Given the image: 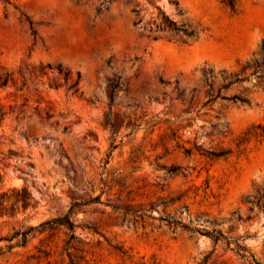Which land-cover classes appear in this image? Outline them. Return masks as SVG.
<instances>
[{
  "label": "rangeland",
  "instance_id": "rangeland-1",
  "mask_svg": "<svg viewBox=\"0 0 264 264\" xmlns=\"http://www.w3.org/2000/svg\"><path fill=\"white\" fill-rule=\"evenodd\" d=\"M263 41L264 0H0V264H264Z\"/></svg>",
  "mask_w": 264,
  "mask_h": 264
},
{
  "label": "trees",
  "instance_id": "trees-1",
  "mask_svg": "<svg viewBox=\"0 0 264 264\" xmlns=\"http://www.w3.org/2000/svg\"><path fill=\"white\" fill-rule=\"evenodd\" d=\"M169 2L174 4L175 6L178 5V0H169ZM222 2L226 6H228L230 9L233 10L236 7L237 0H222ZM155 7L161 13V24H160L161 26H159L160 29L168 28L172 31L181 32L188 37H196V30L194 28H190L186 24L178 25L173 19L168 17V15H166L158 5H155ZM131 11L133 12V14L135 16H137L139 13V9L136 6L132 7ZM140 21H141V19L135 20L133 24L137 25ZM29 24H30V34L33 37H35L36 36V30L32 27L31 21H29ZM261 49L264 52V41L262 42ZM30 50H31V48H30ZM45 68L52 69V67L49 64H46L45 66H39V72L44 73L43 71ZM55 68L57 70V73L62 76V79L64 80V84L66 85L67 89L71 90L73 93H76L78 91V84L81 80V73L79 71H76L74 76H73L69 70L63 69L60 65H58ZM244 68L245 67L243 66L241 69V72L244 71ZM238 80H239L238 78H235L233 80L230 79L228 81V84H231V83L238 81ZM7 81H8V76H6L1 81V85L6 84ZM115 88H116V85L112 86V92L115 90ZM111 97H113L112 93H111ZM111 100H112V98H111ZM196 149L198 151H200V153L207 154L210 156H221L222 155V153H215L212 150H202L200 147H196ZM184 150L187 153H189L191 151V149H189V148H185ZM256 194L258 195L257 201L259 202V200L264 196V188L262 190L257 189ZM246 199H249V196H247ZM98 200H99V196H95L90 201H98ZM169 202L173 203L174 201H172V199H171ZM159 203H165V205H167L168 201L165 202V201L161 200ZM153 206L154 205H152L150 208H152ZM74 210H75V208L73 206L68 211V213L63 217H56V218H53L50 220H46L37 226H30L26 230L19 232V234L22 237L21 244H24L27 241L28 233H30V231L36 229L38 226L51 228L52 226H55V225H64L67 228V230L70 232V237H72L75 225L71 219V214L74 213ZM126 214L134 215V216L138 215V216H142V217L143 216H149V214H147V213L137 214L136 211L128 208L127 206H126ZM166 217L164 219L167 220V224L171 230H174L177 227H182V228L187 229L191 232H194L196 230L195 228L191 227L190 224H185L181 220L175 218L174 216H166ZM204 234L207 235L208 237H210L214 242L221 241L224 244L226 249L233 251L239 258L246 260L248 263H250V264H262L255 257L254 253L248 248V246L243 243V239L227 237L218 228H213L211 230H207V231H205ZM231 244H233V246H231ZM0 253H1V251H0ZM69 263L74 264V262L71 259H70Z\"/></svg>",
  "mask_w": 264,
  "mask_h": 264
}]
</instances>
